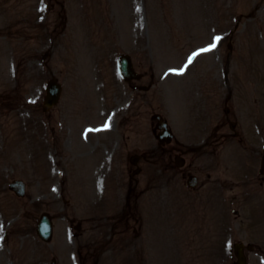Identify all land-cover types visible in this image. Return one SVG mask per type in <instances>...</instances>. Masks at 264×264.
Segmentation results:
<instances>
[{
    "label": "rangeland",
    "instance_id": "1",
    "mask_svg": "<svg viewBox=\"0 0 264 264\" xmlns=\"http://www.w3.org/2000/svg\"><path fill=\"white\" fill-rule=\"evenodd\" d=\"M61 1L67 2V0H58V3H61ZM70 1L73 2L76 11L79 10L78 6L82 8V22L86 24H82L81 38L77 41H73L68 37V31L62 32V28L58 27L53 39L50 38L46 40V38H42L39 41H35L36 44H33V58H31L27 53L25 55L24 49L20 50L21 47H18V44L24 42L23 37L28 31L27 23L28 21L30 23L36 22L41 14L45 15L46 13L48 14L47 19H50L52 15L50 10L53 9V12L58 6L57 3L51 2L50 0H0V44L2 42L0 50L3 49V51L6 52L7 48L12 45L13 48L17 45L18 49L15 54L12 53L11 49H9L7 53H1L2 56L0 59H3V62L0 61V64L3 65L2 74L0 73V80L4 84V86H2L8 88H5L6 90L13 89L9 81V78L12 80V68H10L8 64L16 62L17 56L21 57V60H19L21 63L19 69L16 70V73H19V75H17V80L16 75L14 80L19 83L23 96L38 90L42 83L51 75L57 76L58 78L61 77L65 84H74L76 77L79 76V90H75L72 93L69 91V94L75 96L88 95L90 94L89 89L94 92L92 85H98V80L102 71V83H104L105 77L106 92L111 94L112 104L115 105L116 100L114 99V95L117 94V89L120 84L114 82L113 78L109 77L107 62H110V59L102 58H115L121 52H128L131 54L136 67L148 71L153 80H156L158 73L160 79L162 77V70L169 67V65L175 64V62H170L169 58L168 61H163L162 57L164 56L163 51L170 47V44L166 42L170 37L169 34L177 32L180 25H178L176 21H166L164 23L162 16L164 8L166 10L169 9L167 14L169 17L173 16V9L179 4V0H123L125 2L122 0ZM183 1L188 2V0ZM236 1L237 7L233 10V13L239 15L241 18L240 22H242L243 25L251 20V17L255 14L256 7L253 6L254 4L252 5V0ZM46 4H50V10L45 8ZM256 4L261 15L264 16V0H257ZM67 5L68 3H66L65 8L68 15ZM132 8L134 15L132 14L131 16ZM229 15L230 14L227 13L224 18V27L230 24ZM126 16L128 17L127 19ZM30 19H32V21H30ZM14 21H16V23ZM109 22H111L112 25H109ZM134 22L135 25H132ZM127 23H130L132 26H126ZM9 24L12 25L11 37L5 35L7 32L5 28ZM154 25H156V27H154ZM248 26L251 25L249 24ZM47 28L49 29L50 27ZM19 30L23 32V37L18 36L17 33ZM2 35L7 37V39ZM240 36L242 35L240 34ZM240 36L237 43L241 47L246 46L247 43L242 42L243 40ZM250 38L251 36H249V40L254 41V48H256L258 41L256 38ZM26 42H28V40H26ZM45 42L50 48V52L42 58L48 57L49 67L46 65L43 67L44 70H41L38 60L40 51L43 49L42 44ZM176 43L177 42L172 45V49H169L170 51L172 50L169 54L171 56L182 51L183 48L185 49L183 53H185L188 48V42L186 41L178 42L177 45ZM37 48L38 50H36ZM206 60L207 57L200 58L198 62L187 69L188 74L186 78H183V86H185L187 80H189L188 76L190 72L200 70L204 68V66L209 65V63L205 62ZM5 65L8 68H5ZM60 69H63L64 72H61ZM91 75L93 81L90 79ZM98 88L99 85L96 89ZM7 93L9 92L0 93V96ZM181 93L185 97L187 94L194 95L192 91L186 92L185 90H181ZM18 95H20V93H12L4 97L3 101L15 103ZM119 103L120 100H118L117 105H119ZM72 105H74V102L70 99L64 105V110L69 109L70 111L68 114L80 115L78 110L71 107ZM174 108L175 115L179 119H183L185 115L192 114V112L188 113L183 111L182 109L185 108L183 107V102L177 99L174 102ZM14 120H16V118L13 119V113L8 117L0 119V144H2L1 139L3 138L4 140V137H6V143L13 140L14 137L11 135L13 127L20 125L21 122ZM180 127L183 128L184 126L180 125ZM8 131H11L10 134H8ZM3 148L0 146V149L3 150ZM64 153L65 159L62 158L63 162L60 164L61 167H67L66 170L69 171L73 178H75L74 175L79 171L82 176L86 178L89 174V168L82 166L79 159L73 156L69 157L70 153H72L71 150L68 152L64 151ZM61 154L62 152L60 151L57 153L59 159L61 158ZM48 158L49 162L47 165H53L51 162L52 157L48 155ZM55 159L57 160L56 157ZM24 160L26 161V154L19 152L17 149H14L12 152L9 149H4L3 153H0V167L2 168L5 163L10 165V169L7 172L0 169V226H2L3 232L8 234L13 252L7 261L1 259L0 264H49L52 259H54L55 264H143L137 255V246L136 243H134L136 240L132 234V228H135L136 224V202L135 205L133 204L132 208H130L132 209L131 218L125 217L119 220L120 218L118 217L121 210L126 206L124 205L125 199L124 197L122 198V188L118 183V181L120 182L121 171L122 175L124 173L123 168H121L122 170L119 169L124 166L123 163L118 164L112 161L111 171L117 172L118 175L116 180L111 179L107 181L106 187L109 186V192L105 190V193L106 195L109 193L110 198L106 197L104 202L103 197L100 196L95 197L97 203L93 202L94 204H88V202H83L88 200L87 195H82V197L79 196L82 194L81 189L76 190V193L74 192L72 177H70V186L68 190L64 189L63 194L65 195L68 191L67 195L74 199V201H70L69 206L75 212V222L82 221V228L79 232V236L73 238L70 231L74 224L71 223V227L67 229L69 225L68 221L62 212H59L54 215L55 217L53 216L54 235L52 241L47 244L39 240L35 234L32 235L33 237L28 236L29 232L32 233V231H29L33 226L31 219H33V217H38L44 210H48L52 213L59 208L60 202H53V198H58L60 184L56 179L57 177H55L54 170L51 171L50 175L48 171L45 170L47 176L49 175L50 177L45 179L46 173L41 164L38 163L37 168L33 166L32 169L28 167L26 169L23 167ZM68 160L69 164H67ZM72 160H76L80 164L78 169L70 167V164L73 165ZM57 163H59V160H57ZM11 166L16 168V175L22 176V178L24 177L28 182V196L25 198H16L10 193L7 187L3 185L4 177L8 176L12 171ZM61 167L56 165V169L59 171H61ZM70 169H73L72 172ZM53 178H55V180H53ZM139 178L144 179V174H141ZM79 180L83 182L81 176ZM50 185H52V188ZM66 186L67 185H63V188ZM92 195L93 193L89 194V196ZM127 196L135 201V190H132V193H128ZM152 196H155V194L152 193L149 197ZM45 198L48 200L43 201ZM50 199L52 201H50ZM22 207L28 208L30 212H23L21 209ZM73 214V212L69 213L70 216ZM9 217L10 219H8ZM12 220L15 221L13 225L10 224ZM10 225L16 226V228L9 231ZM118 226L126 228L127 235L117 233L113 235L110 234V230ZM142 229H144V226H142ZM27 230L28 232L25 234L24 232ZM24 235L26 237L22 239ZM206 236L207 235L197 236L195 244L199 248L198 250H195L194 246L188 247L189 250L191 249V251L196 254L192 259L193 264H206L207 260L205 254H207V250L204 247ZM0 237H3V235L0 234ZM127 237H133V240L126 241ZM157 239L161 238L157 237ZM79 253L82 254L81 257ZM172 253L174 254L175 252L164 250L163 247L152 248L150 259H144V263L170 264L169 257ZM174 255L176 257H181L182 253H175ZM82 257L85 259L84 262L81 260ZM254 259L256 262H264V258L261 259L255 256ZM228 260L229 255H227V250L224 246L223 264H226Z\"/></svg>",
    "mask_w": 264,
    "mask_h": 264
},
{
    "label": "snow or ice",
    "instance_id": "2",
    "mask_svg": "<svg viewBox=\"0 0 264 264\" xmlns=\"http://www.w3.org/2000/svg\"><path fill=\"white\" fill-rule=\"evenodd\" d=\"M221 39V37L219 36H215L213 37V42L210 43L206 48H201L200 49V52H208V51H211L212 49H214L216 46H217V42ZM198 55V53H193L192 56H189L188 57V62L187 64L184 65L183 68H180V69H169V72H178V73H183L184 70L188 67L189 64L192 63L194 57ZM167 75V73H166ZM105 128L109 127V125L106 123L104 125ZM0 230H2V226H0Z\"/></svg>",
    "mask_w": 264,
    "mask_h": 264
}]
</instances>
